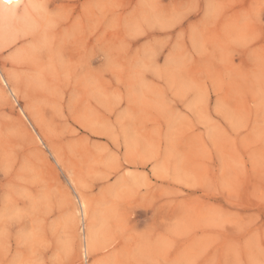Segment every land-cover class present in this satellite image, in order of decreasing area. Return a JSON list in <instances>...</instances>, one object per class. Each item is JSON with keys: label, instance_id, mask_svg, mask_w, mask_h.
<instances>
[{"label": "rangeland", "instance_id": "rangeland-1", "mask_svg": "<svg viewBox=\"0 0 264 264\" xmlns=\"http://www.w3.org/2000/svg\"><path fill=\"white\" fill-rule=\"evenodd\" d=\"M33 1L0 10V264H264V0Z\"/></svg>", "mask_w": 264, "mask_h": 264}, {"label": "bare ground", "instance_id": "bare-ground-1", "mask_svg": "<svg viewBox=\"0 0 264 264\" xmlns=\"http://www.w3.org/2000/svg\"><path fill=\"white\" fill-rule=\"evenodd\" d=\"M43 1V0H42ZM44 2V1H43ZM35 2L33 0H0V10L3 13L8 16V18H22L26 14L29 13L31 9L35 8ZM44 6V5H43ZM47 9V8H46ZM37 10V9H36ZM38 11V10H37ZM34 11V12H37ZM39 12V11H38ZM47 12L48 9H47ZM51 12V11H50ZM33 14V13H31ZM41 14V13H40ZM46 14V13H45ZM32 16V15H31ZM53 16V14H52ZM3 18V17H2ZM46 19V17H45ZM47 20V19H46ZM45 20V21H46ZM45 23V22H44ZM50 23V22H49ZM53 23V22H52ZM47 24L45 23V26ZM10 26V25H9ZM49 26V24H48ZM51 26V24H50ZM49 28V27H48ZM3 31V30H2ZM6 32V31H5ZM1 34V33H0ZM10 34V33H9ZM9 38V37H8ZM35 45V44H34ZM1 47V46H0ZM82 208H83V214L87 213L86 211V204L84 202H81ZM86 234H84V239H85V245H84V250H92L93 249V232L91 229L90 224L86 226ZM95 245V244H94Z\"/></svg>", "mask_w": 264, "mask_h": 264}]
</instances>
